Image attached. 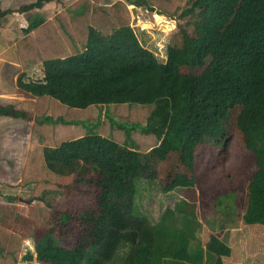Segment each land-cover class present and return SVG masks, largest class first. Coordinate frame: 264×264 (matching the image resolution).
<instances>
[{
  "label": "trees",
  "instance_id": "trees-1",
  "mask_svg": "<svg viewBox=\"0 0 264 264\" xmlns=\"http://www.w3.org/2000/svg\"><path fill=\"white\" fill-rule=\"evenodd\" d=\"M45 1L36 0L17 9H0V17L38 8ZM145 1L171 16L192 19L194 33L190 35L181 28L180 48L189 63L209 57L198 74L182 73L177 67L170 69L159 62L129 28L119 30L107 42L99 43L94 38L98 46L92 47L95 55L89 58L82 52L87 25L109 34L119 26L129 25L130 14L121 0L111 5L76 0L57 19L43 25L46 28L54 22L60 34L70 40L73 52L63 56L41 52L39 43L37 57L28 63L24 61L28 53L24 55L19 50L25 67L43 62L44 78L19 80L18 85L39 101L50 100L76 111L93 105L151 106L145 125L117 123V126L127 139L129 132L136 130L160 140L150 150L152 161L165 159L167 153H178L180 163L191 169L192 152L187 143L198 129L201 114L207 112L214 117L217 108L231 106L233 89L264 62V0H218L212 6L202 0L201 3L187 0L193 4L181 14L179 7L185 0H136V3ZM35 19L23 30L22 34L27 36L17 42L18 49L34 38L29 33L43 22ZM58 19L64 29L57 25ZM38 30L43 29L38 28L37 34ZM166 53L170 58L167 49ZM0 115L27 116L10 105L0 106ZM37 124L33 125V133ZM237 129L243 133L244 145L255 160L264 161V97L251 102ZM143 157L125 144L95 133L44 149L40 144L32 147L22 173L24 185L33 184L28 201L43 202L45 199L40 197L43 190L56 192L70 182V177L82 179L87 175L94 179L96 187L95 212L86 210L80 214L85 222L75 245H61L54 231L45 229L39 236L31 237L32 247L26 248L21 256L22 239L0 226V264L21 261L22 264H224L222 257L230 251L226 238L211 236L204 246L200 243L196 237L200 224L194 204L179 200L172 208L164 209L156 222L140 212L137 198L146 187L139 185L155 184L157 177ZM167 177L168 181L159 184L164 194L178 186L193 185V176L175 173ZM261 193L264 203V189ZM214 207L215 217L207 222V227L211 231L229 229L227 225L232 224L231 217L236 214L234 195L215 197ZM259 215L264 223V205ZM58 217L63 224L67 223V214L59 213Z\"/></svg>",
  "mask_w": 264,
  "mask_h": 264
},
{
  "label": "rangeland",
  "instance_id": "rangeland-1",
  "mask_svg": "<svg viewBox=\"0 0 264 264\" xmlns=\"http://www.w3.org/2000/svg\"><path fill=\"white\" fill-rule=\"evenodd\" d=\"M28 1L30 0H0L11 9L22 5L19 2L25 4ZM116 1L118 0H90L91 3L98 5H111ZM121 1L125 2L129 10V28H132V34L156 56L159 62L170 69L177 67L182 73L198 74L202 70L209 57L189 63L186 62L180 48L181 28L190 35L194 33L191 18L171 16L147 1L144 3H136V0ZM202 1L205 5L211 6L218 3V0ZM192 2L183 1L179 13L181 14L188 5H192ZM132 7L134 14L131 12ZM17 27L18 22L14 23L7 19L0 25V52L8 47ZM109 34L111 36L114 33ZM67 49L70 51H66V54L73 51L70 46ZM166 49L171 53L170 58ZM263 97L264 62L247 76L244 83L233 89L231 106L217 108L215 118L210 116L211 113L201 114L202 120L199 121L198 129L187 143L192 152L189 162L192 165L191 169L180 163L176 152L167 153L163 160L155 158L152 161L154 156L150 150L157 146L160 140L136 130H131L127 139L123 129L117 126V123L123 126L134 123L145 125L151 106L93 105L83 111H76L49 100V110L47 114H43V117L51 120L50 124H47L48 142L39 144L43 149L89 133L108 137L120 145L125 144L127 148L142 154L152 173L157 175L155 184L142 182L139 185L146 189L142 188L137 198L140 212L150 221L156 222L164 209L172 208L179 200H186L196 207V218L200 224L196 237L202 245L207 244L211 236L223 240L226 238V245L231 250L228 257H222L224 264H264V223L259 217L264 205L261 193L264 189V161L255 160L252 151L244 145L243 133L237 129V125L242 122V115L250 108L251 102L261 100ZM40 114L39 110L33 114L35 124L41 119ZM1 116L5 117L3 119L5 122L3 125L0 123V130L15 123L14 120H21V117L14 119L4 115H0V118ZM37 125L39 126L36 133H39L45 124ZM55 138L58 140L53 141ZM1 140L0 134V226L16 233L22 239L23 249L20 256L24 254L26 248L32 247L31 237L39 236L45 229L54 231L61 245L66 247L75 245L85 222L80 214L86 210L91 214L95 212L94 179L91 180L87 175L82 179L70 177V182L56 192H52L54 190L51 189L43 190L40 197L45 201L29 202V190L33 184L28 187L22 182L25 159L21 154L15 157L13 151L8 153V148L13 150L18 144ZM35 144L37 145V142L30 145L35 147ZM175 173L193 176V185L190 188L178 186L164 194L159 184L168 181L170 177L168 178L167 174ZM227 193L233 194L235 198L236 214L231 217L232 224L228 223L229 229L211 231L207 227V222L215 217L214 199ZM12 196L13 199H9ZM59 213L67 214L66 224L59 220ZM21 263L24 262H18Z\"/></svg>",
  "mask_w": 264,
  "mask_h": 264
},
{
  "label": "crops",
  "instance_id": "crops-1",
  "mask_svg": "<svg viewBox=\"0 0 264 264\" xmlns=\"http://www.w3.org/2000/svg\"><path fill=\"white\" fill-rule=\"evenodd\" d=\"M35 1L36 0H30L25 4ZM75 1L76 0H69L68 2H65V0H47V2L43 3L40 7L32 8L28 12H12L3 17H0V25H3L6 19L8 21H14V23L18 22L16 34L12 36V39L9 41L8 47L6 49H2L0 52V106L10 105L16 110L23 111L27 114L26 118L21 117V120H18L19 122L14 120L15 123L10 126H6V129L4 130H0V134L2 137L1 141L18 144L14 146L13 150L8 148V153L10 151H13L15 157L20 156V154L23 155L21 157L25 159V162L27 160L29 150H31L32 148V146L30 145L32 144V142H37V144H39V142H48L49 130L47 124L49 125L51 120L46 116L43 117V114H47V111L49 110V102L44 99H42V101H39L37 96L32 95L29 91H26L18 85L19 80H22L24 82H28L31 80H42L44 78L43 62L40 61L38 63L27 65L25 67L22 64L19 50H21L24 55L28 53V58L26 57V60H24L28 63L37 57V53L39 52V49L37 47L39 43L41 52H51L54 55L63 56L66 54V51H70V49H67L69 46L70 48H72L70 45V40L64 38L63 35L60 34V31L58 30L54 22H52V24L50 26L48 25L46 28H43V25L48 21L50 22L53 19H57V16ZM20 3L22 5H25L22 2H19V4ZM20 6L14 8L17 9ZM0 9L7 10L11 8L7 7L5 3L0 2ZM35 18H38L43 22L41 21L42 23L36 29H33L29 33L32 37L34 35V38H31L32 40L30 39V41L22 44L21 48L18 49L17 42L23 39L24 36H27L22 34L23 30L27 28L28 24L31 21H35ZM57 25L64 29L63 24L59 19L57 20ZM38 28L43 29L41 31L38 30L40 32L39 34H37ZM124 28H129V25L119 26L112 32L114 34H112L111 36H116L117 32ZM111 36L110 34H102L93 25L89 24L87 27L86 43L83 51H81L87 53L89 58H92L95 55V51H92L91 49L95 45L98 46V43H94L93 39L96 38L99 43L102 41L107 42V40H109ZM51 47L52 49L49 50ZM77 47L78 49H80V46ZM42 49L47 50L44 51ZM72 52H70L69 55ZM76 52L80 51L77 50ZM44 55L45 54H43L42 56ZM36 110H39L41 112V119L37 123L40 125L45 124V126L42 125L39 133H33V125L35 123L33 120V114H35ZM3 119H5V117L1 116L0 123H2V125L5 122V120ZM14 119H19V117ZM56 140H58V138H55L53 141ZM64 141L66 140H63L61 142ZM228 248L229 250H231L229 246Z\"/></svg>",
  "mask_w": 264,
  "mask_h": 264
},
{
  "label": "water",
  "instance_id": "water-1",
  "mask_svg": "<svg viewBox=\"0 0 264 264\" xmlns=\"http://www.w3.org/2000/svg\"><path fill=\"white\" fill-rule=\"evenodd\" d=\"M131 12H132V14H134V7L131 8Z\"/></svg>",
  "mask_w": 264,
  "mask_h": 264
}]
</instances>
